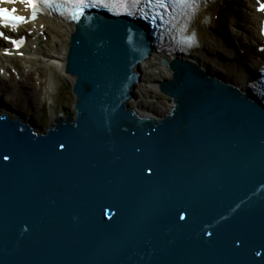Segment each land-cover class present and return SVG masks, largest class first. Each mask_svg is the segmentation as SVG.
<instances>
[{"label":"water","instance_id":"water-1","mask_svg":"<svg viewBox=\"0 0 264 264\" xmlns=\"http://www.w3.org/2000/svg\"><path fill=\"white\" fill-rule=\"evenodd\" d=\"M151 32L87 14L74 113L37 133L0 112V264H264L263 97L174 55L169 110L129 106Z\"/></svg>","mask_w":264,"mask_h":264},{"label":"bare ground","instance_id":"bare-ground-1","mask_svg":"<svg viewBox=\"0 0 264 264\" xmlns=\"http://www.w3.org/2000/svg\"><path fill=\"white\" fill-rule=\"evenodd\" d=\"M238 1V9H229L227 7L228 5L226 6L224 0H219L211 7H209L208 10L199 14L197 20L193 24V27L195 28L197 33L199 46L194 49V51L189 56V59L196 63L204 72L209 71L215 76V78L218 79L223 77L222 73L211 70L212 68L217 69L214 66V63L216 62L217 65H221L217 59L226 55L227 58H230V60L234 62L237 73L236 75L243 82L247 80V75H253V71L257 69L259 63L263 60L264 54L258 52L256 45L254 46V43L258 39L257 24L259 21V14H257L253 10L254 4L251 3V0ZM206 13H209V17L207 19L205 18ZM241 18L246 19L244 20V23L242 22ZM37 23L43 24L41 35H36L38 29H35L33 31L31 40L24 47L23 59H18L15 57L4 58L0 56V60L5 59L4 61L8 62V65L17 69L20 76L23 75L24 69L26 67H29V70L27 72L28 74L23 75V84H11L9 88L14 90L8 89L7 87L9 93H17V95H20L21 93V95L26 97V100L29 102L28 108L32 107L30 103L33 96L32 92L36 94L41 89V86L36 88L33 86L30 87L31 84L28 85L29 82L32 83V71H34L35 73V70L39 69L40 73H44V80L39 79V83L40 85L44 83L45 87L47 88L52 86L51 80L53 75L55 78L59 76L69 82H73L74 80L72 75L65 73L66 56L69 50L70 35L74 31V25H72L73 22L67 24L56 18H42L37 20ZM227 28H230V31L233 30V32L235 28L240 30L241 33H243L244 31L247 32L246 37L238 41V47H236V50L240 54H232L231 51L234 48V45H232V39L230 40V42V37L221 36L222 32L224 30L226 31ZM238 30H236V34ZM44 36L45 40L42 39ZM33 44H35V49H33ZM179 48H181V46L175 47L176 50ZM156 49L154 48L150 56L144 61H140V64H137L135 66L136 68H134L137 72L140 73L139 78H142L144 76H148L149 78H151L149 84L152 85L153 89L158 88L157 83L159 82V80L170 79L171 72L169 71L168 67H164L161 65V61L164 58H167L169 62L173 58V56H168L164 52H159L158 49ZM220 54L223 56H219ZM24 62H27L28 64ZM1 67L4 68V63L0 64V68ZM8 67L4 68L5 72L8 71ZM258 69L264 70V65L260 64ZM45 73L48 75H46ZM257 75L259 76L261 75V73L258 72ZM5 77L6 74L4 73L2 78L4 79ZM2 78H0V83L5 84L6 80H3ZM222 81L235 86L234 83L226 82L224 80ZM16 87L19 89H15ZM144 87L145 85L141 84L140 80L134 83L132 89L134 95L128 102L129 106L134 107L136 110L138 109L143 113L144 111L140 110L139 108L142 106H147V100L145 98L146 96H144L142 93ZM256 94L257 92H255L253 95ZM74 97L76 100L75 95ZM16 111L19 115H23L20 110ZM150 113H148V115H155L154 113ZM18 114L15 116H19ZM30 127L37 133L38 128H40L41 133L45 131L42 127H40V125L39 127H36V125L33 124Z\"/></svg>","mask_w":264,"mask_h":264},{"label":"rangeland","instance_id":"rangeland-1","mask_svg":"<svg viewBox=\"0 0 264 264\" xmlns=\"http://www.w3.org/2000/svg\"><path fill=\"white\" fill-rule=\"evenodd\" d=\"M227 1H228L227 7L229 9L230 8L238 9L239 7L238 0H227ZM241 20L244 23V20L246 19L241 18ZM236 30L238 29L235 28L233 32V30L230 31V28H227V30L226 31L224 30L221 35L224 37H227V36L230 37L229 41L232 39V45H234L233 46L234 48L231 51L232 54L239 53L236 50V47H238V41H240L241 39H244L247 34V32L245 31L241 33L240 30H238L236 34L235 33ZM219 56H223V55L220 54ZM217 60L221 65H217L215 62L214 66L217 69L212 68L211 71H217L219 73H222L223 80L234 83L235 85H240L242 81L236 75L237 73H236V67H235L234 62H232L230 58H227L226 55H224V57H219ZM35 71L36 72L31 75L32 83L30 82L28 83V85L31 84L30 87L32 86L36 87V83H34V81L38 82L39 79L44 80V73H40L39 69H36ZM72 77L74 78V76ZM23 80L24 78H20L19 81H17L14 78H8L6 79L5 84L0 83V112H5L11 117H16L15 115L17 114L14 111L20 110L24 117V118L23 117L21 118L22 120H25V121L32 120V122L36 125V127L37 126L39 127L40 125V127H42L44 130H46L49 125H52L54 123V120L58 118V115L65 117L68 114L74 113L73 103H74L75 97L71 91V87H72L74 80L73 82H69L59 76L55 78L53 75L52 80H51L52 86L47 88L45 87L43 83L40 85L41 89L39 90L38 93L35 94L32 92L33 96H32V100L30 101L32 105L31 108H28L29 102L26 100V97L21 95V93L20 95H17V93H14V94L9 93L7 90V87L8 89H11L9 88L11 84H16V85L23 84ZM150 80L151 78H149L148 76H144L140 79L141 84L145 85L142 93L144 96H146L145 98L147 100V106H142L139 109L146 113H150V112L154 113L157 117V116L163 115L169 110V108L172 105V101L165 94L161 93L158 90V88L153 89L152 85L149 84ZM15 89H19V88L16 87ZM11 90H14V89H11ZM57 92L59 93L56 94Z\"/></svg>","mask_w":264,"mask_h":264},{"label":"snow or ice","instance_id":"snow-or-ice-1","mask_svg":"<svg viewBox=\"0 0 264 264\" xmlns=\"http://www.w3.org/2000/svg\"><path fill=\"white\" fill-rule=\"evenodd\" d=\"M23 3L31 10L30 19L35 20L38 12L44 9L56 10L59 15L79 22L84 16L85 9L104 8L111 11L116 16L139 17L148 22L154 28L160 24H170L176 27V21L183 19L179 24L181 34L188 32L191 24L196 20L202 5L208 0H0V3ZM257 11L264 12V0H257ZM17 9L0 8V27L17 29L20 23L27 22L26 17L16 14ZM168 17L165 20V17ZM260 34L264 36V24L261 25ZM3 37L14 47L19 48L23 44V39L17 41L11 37ZM188 47L198 44L195 32L180 41ZM264 51V49H261ZM5 54H10L6 49ZM264 71V70H262ZM63 147V145H61ZM8 157L5 156L4 159ZM183 219V217H181ZM256 255H260L259 252Z\"/></svg>","mask_w":264,"mask_h":264}]
</instances>
